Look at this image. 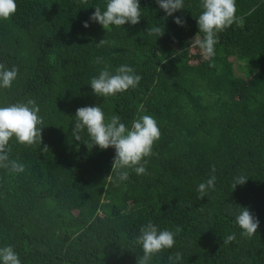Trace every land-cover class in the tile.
<instances>
[{
	"label": "trees",
	"instance_id": "trees-1",
	"mask_svg": "<svg viewBox=\"0 0 264 264\" xmlns=\"http://www.w3.org/2000/svg\"><path fill=\"white\" fill-rule=\"evenodd\" d=\"M16 3V13L0 20V63L19 71L0 88V107L35 100L41 148L49 150L10 140L9 157L25 171L0 169V248L12 246L21 264H137L143 252L135 239L151 222L182 229L151 264H169L176 252L178 264H264V0H236L243 20L218 33L211 61L186 50L199 32L201 0H184L171 17L155 0H139V24L108 30L90 20L107 0ZM152 27L164 35L149 36ZM104 38L111 45L98 47ZM121 65L142 77L139 85L95 96L91 79ZM88 106L127 127L142 114L155 118L161 135L146 174L106 178L115 149H88L86 130L80 141L73 136L76 110ZM211 175L215 189L200 199L198 185ZM239 175L248 180L234 189ZM238 206L259 220L251 238L236 223ZM230 234L236 240L223 244Z\"/></svg>",
	"mask_w": 264,
	"mask_h": 264
},
{
	"label": "clouds",
	"instance_id": "clouds-1",
	"mask_svg": "<svg viewBox=\"0 0 264 264\" xmlns=\"http://www.w3.org/2000/svg\"><path fill=\"white\" fill-rule=\"evenodd\" d=\"M167 17L173 16L177 11L184 9V0H155ZM16 0H0V20H7L17 11ZM90 20L100 24L103 29L108 30L110 26L122 27L125 24L137 25L141 20V7L139 0H107L106 9L101 10L96 6ZM201 14L196 18L199 32L190 41L191 47L186 50L199 49L204 60L211 61L215 56V46L218 44V33L230 28L233 24H239L243 18L236 15V0H201ZM177 25L185 26V21L177 17L174 21ZM84 28L89 27L84 22ZM149 36L162 37L164 28L152 27L147 29ZM202 34V35H201ZM98 47L111 45V42L102 39L96 43ZM97 64L102 62L98 57ZM163 63H166L163 62ZM209 67H215L210 63ZM18 67L11 69L0 63V88L8 89L18 76ZM141 76L135 74V70L127 65H121L113 74L105 66L97 77L90 81L93 94L97 97L107 98L129 89L136 88ZM142 108V106H141ZM39 106L33 99L26 103L19 102L8 106L0 107V169H6L10 174H19L25 171V165L17 160L10 159L9 147L13 137L20 144L32 146L39 145L41 152H47V145L43 144L42 130L43 118L38 114ZM75 126L73 136L75 141L81 140L80 133L87 131L91 143L85 144L88 149L99 147L101 150L115 149L112 162V171L106 178L113 180L115 174L119 182L129 179V169L137 175L146 174V157L152 155L153 145L159 140L161 132L155 118L148 114L139 115L127 127L121 122L118 115L106 119L101 106L81 107L76 110ZM215 166H212V173H215ZM248 178L243 175L236 176L232 187L244 185ZM216 176L211 175L209 179L198 185L200 199L204 198L208 190H214ZM239 207V206H238ZM239 214L236 216V223L242 230L241 235L251 238L257 234L259 220L253 216L248 208L239 207ZM182 231L177 227L175 231L167 229L159 230L157 226L149 222L139 230L135 243L142 247L143 255L137 257V264H151L152 258L165 249H171L175 245V236ZM236 240L235 234L227 235L223 244L227 245ZM182 259V253L176 252L169 255V264H178ZM0 262L2 264H21L18 254L12 246L0 248Z\"/></svg>",
	"mask_w": 264,
	"mask_h": 264
},
{
	"label": "rangeland",
	"instance_id": "rangeland-1",
	"mask_svg": "<svg viewBox=\"0 0 264 264\" xmlns=\"http://www.w3.org/2000/svg\"><path fill=\"white\" fill-rule=\"evenodd\" d=\"M191 51H192L191 53H196L198 51V49L191 50Z\"/></svg>",
	"mask_w": 264,
	"mask_h": 264
}]
</instances>
